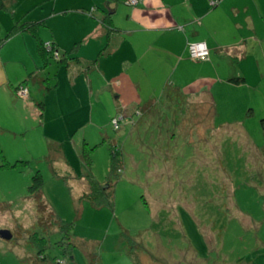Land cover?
<instances>
[{
  "label": "rangeland",
  "instance_id": "1",
  "mask_svg": "<svg viewBox=\"0 0 264 264\" xmlns=\"http://www.w3.org/2000/svg\"><path fill=\"white\" fill-rule=\"evenodd\" d=\"M35 1L46 5L45 0ZM89 1L90 11L105 0L63 4L75 9L79 2ZM112 1V10L118 2L122 18L126 0ZM257 1L264 13V0ZM52 10L38 7L28 18L42 21ZM9 17L1 14L0 25H8ZM39 29L46 44L44 34L41 37L45 30ZM4 39L3 29L0 48L5 45L4 54L11 57L13 43ZM49 59V70L40 74L52 84L53 77L58 78L60 86L45 99V111L37 108V118L43 113L46 126L39 121L35 129L20 131L15 107L0 91V230L12 235L10 241L0 238V264H30L37 255L25 235L30 231L43 236L27 193L36 173L43 179V201L72 229L70 258L61 255L57 230L46 236L48 262L60 258L66 264H264V53L258 51L239 64L246 83L225 91L219 106L225 111L208 127L192 119L178 100L166 107L160 103L158 117L133 118L135 125L117 118V129L103 108L94 128L85 121L86 115L80 116L82 121L77 115L67 116L63 123L61 100L70 103H64L69 115L77 89H70L61 55L56 52ZM40 66L45 69L43 63ZM15 96L20 98L16 92ZM27 97L28 91L21 99ZM63 124L72 128L84 124L83 132H65ZM111 142L122 169L109 178ZM83 144L92 149L90 169L81 157ZM87 176L97 186L107 181L113 185L112 207L95 209L81 199L88 191Z\"/></svg>",
  "mask_w": 264,
  "mask_h": 264
},
{
  "label": "crops",
  "instance_id": "2",
  "mask_svg": "<svg viewBox=\"0 0 264 264\" xmlns=\"http://www.w3.org/2000/svg\"><path fill=\"white\" fill-rule=\"evenodd\" d=\"M211 1H216V5L211 6ZM0 2L4 7L0 16L13 17H9L10 23L5 27L0 25V34L3 29L5 33L2 41L13 43L8 50L11 57L4 54L5 45L0 48V91L6 92V100L15 107L20 131L35 129L41 121L45 125L43 113L37 118L38 109L45 111V99L58 90L60 83L53 77L52 84L40 74L49 70L52 59L44 61L38 54V41L42 42L39 28L36 37L20 32L6 38L16 24L42 23L39 27L45 30L41 33L47 42L44 45L52 46L53 55H61L60 65L67 71L70 89H77L71 99L74 110L69 115L64 111V103L69 102L61 100L63 123L68 121L67 116L77 115L82 121L86 115L85 121L93 126L103 108L111 120L122 118L123 124L128 125L135 117H158L161 112L156 107L160 103L166 107L178 100L192 119L208 127L225 111L219 107L225 91H235L246 83L239 64L258 51L264 53V35L259 36V31L264 32V13L257 0H139L136 6L126 0L122 2V18L118 2L112 10V2L99 1L100 6L89 11L91 1L68 9L63 0H53L52 4L45 0V6H52L53 10L48 15L51 19L46 16L42 21L29 19L28 15L45 7L44 3ZM96 9L99 12L95 15ZM70 16L75 18L68 23L66 18ZM106 21H111L109 27L104 25ZM195 42L206 44L210 51L208 61L193 62L188 58L187 43ZM42 63L45 69L41 68ZM75 72L78 77H69ZM233 79L239 82L233 83ZM19 85L27 88L26 99L15 96ZM63 125L65 132H83L84 128V124L75 128Z\"/></svg>",
  "mask_w": 264,
  "mask_h": 264
},
{
  "label": "trees",
  "instance_id": "3",
  "mask_svg": "<svg viewBox=\"0 0 264 264\" xmlns=\"http://www.w3.org/2000/svg\"><path fill=\"white\" fill-rule=\"evenodd\" d=\"M105 1L107 4H109V2H113L112 0H105ZM3 8H4L3 4L0 2V10ZM41 24L42 23L38 22V23H25V24L16 25L10 29V31L6 35V38H9L12 35L20 32H28L34 37H36L37 30ZM104 25H106V27H109V25H111V21L104 22ZM37 48H38L37 49L38 54L40 55V57L44 59V61H48L50 57L54 56L53 55L54 50L51 45H50V49H51L50 52H47L46 45H44L42 42L39 41ZM232 82L237 83L239 82V79H233ZM20 87H24V86L19 85L17 87V90ZM113 120H111V124ZM130 124L135 125L136 123L133 122ZM81 149H82L81 150L82 160L90 169L91 166L90 153L92 152V149L87 148L86 144H83ZM114 149L115 148L113 147V144L111 142L109 145V152L111 154L109 178L113 177L115 172H117V170L121 168L119 167L120 166V159L118 158L120 157L119 153L117 151V148L116 150ZM86 180L88 181V191L86 194H84L81 197V199L89 202L95 209L112 207L113 185L109 184L108 183L109 181H107L103 186H97L93 182L90 176H87ZM43 184L44 183L42 176L39 173H36L31 179V184L27 189L28 199L35 204L34 206L36 207L35 210L37 215V223L43 235V236L41 235L38 236V234L32 233L30 231H27L25 233L28 242L37 249V255L35 258L32 259L30 264H58L57 263L58 260H64L66 264V259H60V258L59 259L55 258L48 262L47 258L44 255L43 242L46 239V236L53 230H57V232L61 237V242L59 243L58 246L62 253L61 255L68 256L70 258L73 245L71 240V232H72L71 225L67 224L66 222L58 218L52 211H50L46 203L43 201V196H42ZM133 249L135 248H132L131 250Z\"/></svg>",
  "mask_w": 264,
  "mask_h": 264
},
{
  "label": "built area",
  "instance_id": "4",
  "mask_svg": "<svg viewBox=\"0 0 264 264\" xmlns=\"http://www.w3.org/2000/svg\"><path fill=\"white\" fill-rule=\"evenodd\" d=\"M139 3V0H129L130 6H136ZM216 1H211L210 5L214 6L216 5ZM46 49L50 50V45H46ZM187 53L188 58L193 62H206L209 60L210 51L207 48L206 44L203 42H195V43H187ZM17 95L20 98H25L27 91L24 87H20L16 91ZM120 119V118H119ZM117 118L112 121V125L115 129L118 127ZM58 264H65V261L58 260Z\"/></svg>",
  "mask_w": 264,
  "mask_h": 264
},
{
  "label": "water",
  "instance_id": "5",
  "mask_svg": "<svg viewBox=\"0 0 264 264\" xmlns=\"http://www.w3.org/2000/svg\"><path fill=\"white\" fill-rule=\"evenodd\" d=\"M0 238L5 241H10L12 239V235L9 231L0 230Z\"/></svg>",
  "mask_w": 264,
  "mask_h": 264
}]
</instances>
